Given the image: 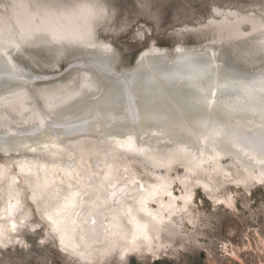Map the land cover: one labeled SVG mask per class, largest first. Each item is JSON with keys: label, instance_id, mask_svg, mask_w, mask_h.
<instances>
[{"label": "bare ground", "instance_id": "1", "mask_svg": "<svg viewBox=\"0 0 264 264\" xmlns=\"http://www.w3.org/2000/svg\"><path fill=\"white\" fill-rule=\"evenodd\" d=\"M22 27L25 29L24 38L21 39ZM30 28V31L28 30ZM56 30V34L60 36H67L70 32H86L91 31V22L80 25L77 22L61 19L59 24H49L48 22H42L37 18L30 26H26V19H14L11 23L0 26V52H3L4 60L11 61L18 80H12L7 76L0 75V97H6V100H0V147H3L5 141L2 139L3 133L10 130L12 135L8 138L7 143L10 144V149L1 151L3 153L12 152H32L30 148H25L23 145L27 144L30 147H36L34 141L39 140L42 142H48V137L53 135L46 132L43 129L41 133L35 136H18L16 133L31 132L33 127L38 124L37 114H43L45 112V100L46 96H41V93L50 95L62 94L66 89L78 88L83 82L85 74L90 80L94 82L92 94L97 99H89L88 105L94 106L102 112L103 119L99 117L95 124V135H74L70 139H65V133L62 129L56 131L62 138V142L58 141V147L44 149L43 147H37V152L34 157H29L27 154L16 157L8 164H0V168L5 170V175L0 176V181L4 183V189L6 197H10L12 194V203H16V199L21 200V197L15 195L19 192L17 184L13 185L10 189L9 185L12 183V178L15 177L20 180L18 174H22V180L25 181L29 188L28 196L33 201V189L37 183V176L40 177L42 183L45 176L51 183V187L47 192L38 194L35 201L36 208L39 211L40 216L47 222L49 229L52 231L50 222L45 217L46 211H51L52 208L58 202L57 199L52 197L57 189L60 190L59 195L63 196L67 194L69 189L67 184L68 178L64 175L63 163L59 168H53L51 166L52 161H64L67 160L69 154H71L76 163L77 171L86 172L93 176V184H99L103 179V175L106 172H111L110 180L116 184L117 196L111 197L110 193L112 188L107 187V191H101L100 201H97L98 208L96 213L91 217L81 215V217H74L77 220V224L80 228H77V234L74 239V243L78 245L77 253H98V251L109 252L120 251L131 252L133 254L142 251L151 252L154 250V243L158 236V231L154 230L155 226L163 223L166 218V213L162 209L161 201L163 199L170 198L169 205L172 201H175L180 197L184 199L185 206L192 201L194 196L193 186L195 184L201 185V188L214 189L221 182H226L232 170L223 163V158L227 157L220 148H216V152L220 153L216 156L210 149L204 151V155L200 156L196 153V159L193 158L195 149L190 148L189 151L180 153L177 152V145L169 143V135H161V129L155 123L149 121H137L130 118L125 112V101L122 97V86L118 82L117 77L105 72L100 65L99 60H96L93 65V57L90 54H97L99 56L105 55L102 45H108L105 41L95 42L97 47L85 48L83 45L76 43L70 44L67 40H61L62 49L65 50L67 55L73 53L82 52L85 57L73 60L69 67H74L75 72L73 74L72 85L67 87L52 86L45 84H37L39 81L48 80L55 75L43 74L35 71L30 66L25 65L21 60L16 58V53L21 52L20 46L27 44L32 45L34 39L37 37H43V39H52L47 31ZM12 40V44H8L7 41ZM33 42V43H32ZM19 45V47H17ZM71 47H74L73 49ZM110 47V46H109ZM220 46H179L182 49H188L187 51L193 53L197 57L201 54L211 56L213 52L216 53ZM72 49V50H71ZM226 50H231L233 56H227ZM248 49L245 48L242 51L236 49L233 43L226 44L224 50L217 54L215 63L220 66L221 74L227 70L233 72H239L242 64V56ZM224 51H226L224 53ZM111 54V53H107ZM161 54H166L165 49L154 46V50L149 53L143 54L137 61L135 67L125 68L119 71L113 65V71L116 73H127L135 75L139 71V62L141 58L145 63L149 60H155ZM179 55L176 51L173 55H169L170 58H175ZM167 68H172L173 65L169 64ZM22 70V71H21ZM135 88L137 92V103L141 111L144 113L146 107H160L161 102L158 99L160 93L167 96L172 101V111L170 113L171 122L173 125L172 135L184 137L185 140L190 139L188 133L183 131L180 127L181 123L186 124L190 129L197 132L199 135V129L196 121L202 116H211L213 109L205 110L202 106L196 109L188 107L183 104L185 98H190V92L183 84L175 83L168 84L164 80L157 78L155 83H151L147 80L146 76L136 80L134 85L127 86L130 92L132 88ZM20 93V97L13 96L12 93ZM91 95V94H90ZM219 96V93L217 94ZM166 107L169 105L165 104ZM218 118L225 122L236 124L237 121H246L248 119H254V117L241 116L235 114L220 113ZM105 125L107 127H105ZM78 131H87L84 128ZM110 134L104 135L101 133ZM128 135H131L133 141L138 147H144L149 151L145 157L140 159H146L149 167L143 168L151 173V177H142L140 173L133 167H131L129 156L134 155L127 152L124 149L117 147L116 142L126 141ZM97 140H105L109 143V146L101 151L95 150L94 144ZM73 145V146H72ZM201 149H204V145L201 144ZM56 153V155H52ZM174 154V155H173ZM111 156L113 159H108ZM154 157L155 159H149ZM230 157V164L237 168L238 175L234 176L233 181L235 186H239L246 181H252L254 183H260L264 177L260 174L261 165L256 161L248 160L247 157L238 159L235 156ZM257 159L259 157L257 156ZM181 160L184 164L185 173L177 176H171L168 173L161 171L162 167L170 166L175 161ZM239 162L240 166L236 165ZM10 163L15 165V171L13 174L10 172ZM26 163L32 167V171L29 172L26 168L24 172H21L19 164ZM99 164V167H96ZM41 165H47L44 171L40 170ZM109 165L111 166L109 168ZM127 169V170H126ZM198 173L202 176H196L191 178L193 174ZM136 182L133 183L132 181ZM178 180L183 186L184 191L182 194L176 195L173 193V184ZM71 183L76 184L75 180ZM143 185V188H140ZM120 188H124L123 193L119 192ZM14 189V191H13ZM91 192V189H87ZM95 199V195L92 196ZM84 199L87 201L88 197ZM218 197V200H221ZM107 200V203H103ZM143 201V204H141ZM88 205H85L87 207ZM87 219V224H82V220ZM95 220L96 224L92 225L91 220ZM135 221V222H133ZM136 223L141 225H147L142 230L136 227ZM81 229L84 231L81 232ZM53 232V231H52ZM54 233V232H53ZM83 234L84 239L80 240L79 236ZM57 244L61 249L59 234L54 233ZM67 243V241H66Z\"/></svg>", "mask_w": 264, "mask_h": 264}, {"label": "rangeland", "instance_id": "2", "mask_svg": "<svg viewBox=\"0 0 264 264\" xmlns=\"http://www.w3.org/2000/svg\"><path fill=\"white\" fill-rule=\"evenodd\" d=\"M14 2L0 0V26L18 17L25 19L21 10L11 7ZM37 2L53 6L57 15L83 3H97L102 7L104 13L98 17H74L70 21L80 25L91 22L93 41H105L118 54L114 66L119 71L135 67L138 59L152 52L154 46L164 48L168 56L179 46H220L217 54L229 43L239 51L249 49L258 39L254 26L264 18V0H24L29 13L36 12L34 5ZM136 32L146 33V43L134 38ZM33 42L30 46L26 43L20 46L22 50L16 53V58L37 72L55 75L37 84L71 86L76 70L69 64L85 55L82 52L67 55L61 42L52 39L37 37ZM226 51L227 56L234 55L231 50ZM256 67H259L258 62ZM108 146L105 140H97L94 144L98 151ZM24 154L43 157L37 151H0V164H8ZM128 157L131 167L142 177H151L140 158ZM230 160L229 156L223 158V163L232 170L229 179L214 189L205 190L195 184L193 199L187 206L180 197L171 205L169 197L161 201L166 218L154 227L158 236L153 253L110 250L87 251L81 256L61 251L54 233L29 198V188L22 180V174H18L20 180H17L20 207L11 217L5 211L9 198L3 181H0V217H4L0 219V225L11 237L9 247L0 249V264H9V261H20L21 264H264V183L246 181L240 187L235 186L232 178L238 171ZM9 165L13 174L15 165ZM236 165L240 166V163ZM161 171L182 176L185 173L183 161H175L162 167ZM196 176L202 174H193L191 178ZM182 191L184 186L176 180L173 193L180 196ZM218 197L222 199L217 201ZM12 220L18 225L16 232L10 231ZM21 220L25 221L23 226ZM32 227L36 228V233L30 231ZM41 239L45 240L44 245L39 244Z\"/></svg>", "mask_w": 264, "mask_h": 264}, {"label": "snow or ice", "instance_id": "3", "mask_svg": "<svg viewBox=\"0 0 264 264\" xmlns=\"http://www.w3.org/2000/svg\"><path fill=\"white\" fill-rule=\"evenodd\" d=\"M11 7L14 10L19 9L25 14L26 26H30L37 18L41 19L42 22L46 21L54 25L59 24L61 19L70 20L74 17L87 19L98 17L104 13V9L98 6L97 3H83L74 10L60 11L58 15L53 6L40 2L34 5L36 12L33 13L28 12L29 6L24 3V0H15ZM28 30L30 31V28ZM253 30L258 33V39L254 40L249 49L244 52L241 58L243 66L239 72L227 70L221 74L220 66L215 63L217 57L215 52L211 56L201 54L197 57L193 53L179 47L175 50L179 54L175 58L161 54L155 60H149L147 63L141 58L139 71L135 75L113 71V65L118 59V54L106 44L101 46L105 55L99 56L95 53L90 55L93 57V65H95L96 60H99L105 72L117 77L118 82L122 86L121 99L125 101V112L127 115L137 121L143 120L155 123L160 127L161 135H169V143L177 145V152L184 153L193 148L195 149L193 158L196 159V153L203 156L204 151L209 149L216 156H219L220 153L216 152V148L219 147L220 152L226 156H235L238 159L247 157L248 160L256 161L262 166L260 174L264 177V18L261 19L258 26H254ZM24 34L25 29L22 27L21 39L24 38ZM46 34L51 36L53 42L59 43L61 40H67L70 44L79 43L85 48L97 47L93 42L94 38L91 31L70 32L67 36H60L56 34V30L53 28L52 31H47ZM134 38L144 40L145 43L147 41L146 33L143 32H136ZM7 43L12 44L13 41L8 40ZM4 55L3 52H0V75L7 76L12 80H18L19 77L16 75L10 59L4 60ZM257 62L259 63L258 68L256 67ZM169 64L173 65V67L167 68L166 66ZM145 76L151 83H155L157 78H159L168 84H183L190 92V98H185L183 101V104L188 107L196 109L202 106L205 110H208L215 105L212 110L213 114L210 117L202 116L196 121L199 135L184 123H181L180 127L188 133L190 139L185 140L184 137L172 135L173 125L170 113L173 105L172 101L167 96H164L163 93L158 96L161 102L160 107H146L144 113L141 114L140 109L136 107L138 94L134 87L129 92L127 86L134 85L137 79ZM83 80L84 82L78 88L66 89L59 95L41 93V96H46L45 112L43 114L33 113V115L37 116L38 124L33 127L31 132L18 131L16 135L35 136L41 133L42 129L53 135L48 137V142L34 141L36 147H30L27 144L23 145V147L30 148L32 152H36L37 147L47 149L51 146L52 148H57V142H62L61 136L56 131L57 129L64 130L65 139H70L74 135L96 134L94 127L96 120L98 117L102 120L103 115L99 109L88 105L89 99H97L92 94V89L95 86L94 82L86 74ZM218 93L219 96L217 95ZM12 95L20 97L21 94L14 92ZM6 99V97H0V100ZM165 104L169 106L166 107ZM220 113L241 116L250 115L254 119L237 121L236 124H232L219 119L218 114ZM105 127L107 126L105 125ZM81 128L87 131H78ZM101 134L110 135L103 132ZM11 135L10 130L3 133L2 139L5 144L0 147V151L10 149V144L7 141ZM201 144L204 145L203 150L201 149ZM116 145L118 148L132 153L135 158L145 157L149 151L144 147H138L131 135H128L126 141L118 140ZM52 155H56V153H52ZM257 156L259 159H257ZM108 159L111 160L113 158L109 156ZM149 159L154 160L155 158L149 157ZM140 162L145 167L150 166L146 159H141ZM61 163L64 165L61 170L69 180L67 184L69 191L63 196L59 195V189L52 193V197L57 199L58 202L51 211H46L44 215L50 222L52 231L59 234L61 251L82 256V253H77L78 245L73 242L77 234V228L81 227L77 224V220L74 217H81L82 214L87 217L94 215L98 208L97 201L101 199V191H107L105 185L107 184V187L113 189L110 193L111 197H116L118 194L115 190L116 184L111 182V172L109 171L103 175V179L99 184L94 185L92 181L95 174L89 175L86 172L77 171V163L71 154H69L67 160L52 161L51 166L59 168ZM18 166L21 172H24L26 168L31 172L32 167H35L26 163H21ZM46 167L47 165H41L40 170L44 171ZM96 167H99V164H96ZM2 175H5V170L0 168V176ZM36 180L37 183L32 195L33 202L37 200L38 194L47 192L51 187V183L46 176L42 183L39 176H37ZM72 180L76 181L75 185L71 183ZM132 182L135 183L136 181L133 180ZM17 183V179L13 177L12 183L9 185L10 189ZM261 183H264V179L261 180ZM140 188H143V185H140ZM87 189L92 191L89 192ZM124 191V188L119 189L120 193ZM93 194L95 199L92 198ZM15 195L18 197L19 193ZM85 196L88 197L87 201L84 199ZM12 198L10 193L9 203L5 210L8 217L13 216L14 212L20 207V200L17 198L16 203L13 204L11 202ZM103 203L106 204L107 200H104ZM141 204H143V201H141ZM85 205L88 206L85 207ZM3 218L0 217V219ZM25 219L27 218L25 217ZM24 223V220L20 221L21 226ZM87 223V219L82 220V224ZM91 223L95 225L96 221L93 219ZM17 227L15 220H12L10 231L16 232ZM136 227L142 230L147 225L136 223ZM30 231L36 233V228L32 227ZM83 231L81 229V232ZM79 238L83 240L84 235L81 234ZM10 241L11 237L7 235L4 226L0 225V249H7ZM16 243L19 244L20 241L17 240ZM39 244L44 245L45 240H39ZM9 264H21V262L9 261Z\"/></svg>", "mask_w": 264, "mask_h": 264}, {"label": "water", "instance_id": "4", "mask_svg": "<svg viewBox=\"0 0 264 264\" xmlns=\"http://www.w3.org/2000/svg\"><path fill=\"white\" fill-rule=\"evenodd\" d=\"M79 1V0H78ZM80 1H82V0H80Z\"/></svg>", "mask_w": 264, "mask_h": 264}]
</instances>
